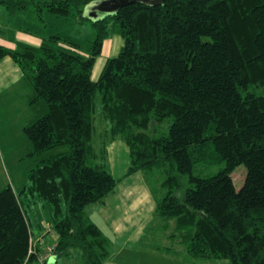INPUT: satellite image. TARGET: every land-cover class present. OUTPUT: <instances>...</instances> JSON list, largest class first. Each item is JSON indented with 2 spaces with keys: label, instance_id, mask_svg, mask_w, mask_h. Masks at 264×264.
<instances>
[{
  "label": "trees",
  "instance_id": "1",
  "mask_svg": "<svg viewBox=\"0 0 264 264\" xmlns=\"http://www.w3.org/2000/svg\"><path fill=\"white\" fill-rule=\"evenodd\" d=\"M94 1L0 0L9 18L31 13L18 31L41 40L0 45V61L32 89L36 116L23 135L37 159L18 192L0 190V264H38L25 205L40 200L55 264L107 261L112 244L86 208L117 185L106 159L117 139L129 150L125 176L140 173L155 202L151 241L140 245L181 264H264V0L131 4L95 22L83 17ZM57 20L89 22L92 39L76 41ZM114 36L123 46L92 80Z\"/></svg>",
  "mask_w": 264,
  "mask_h": 264
},
{
  "label": "crops",
  "instance_id": "2",
  "mask_svg": "<svg viewBox=\"0 0 264 264\" xmlns=\"http://www.w3.org/2000/svg\"><path fill=\"white\" fill-rule=\"evenodd\" d=\"M10 19L6 14H2L1 25L5 26ZM113 38L115 42L110 40L104 42L101 55L104 56L106 53L107 56H110L111 48L120 45L121 42L116 37ZM116 41H119V44ZM40 43L41 40L38 37L21 31L0 39V45L9 49H13L17 44L38 47ZM95 73L94 80L98 78L99 70ZM14 96L16 121H19V118L28 113L30 86L23 82L22 72L17 65L9 57H6L0 61V105H4L2 104L4 98L13 101ZM18 101L21 104L20 111L18 110ZM32 118H35L34 114ZM26 125L28 124L23 122V125L20 126L21 135H23V128ZM106 159L111 175L117 180V185L113 193L107 196L102 203L86 208L87 215L110 240L111 244H120L117 248L112 247V253L104 264H137L123 258L152 260L150 257H157L159 253L142 248V245L137 246V244L139 245L145 239L147 229L153 220L155 202L140 173L125 176L130 160L128 147L123 141L117 139L107 145ZM45 208L48 210L47 207H43L44 211ZM34 229H36L35 232H31V245L34 252L41 253L50 243L54 245L57 242L54 234H43L45 228L40 223ZM168 257L180 264L182 262L179 258ZM145 264H149V262H145Z\"/></svg>",
  "mask_w": 264,
  "mask_h": 264
},
{
  "label": "rangeland",
  "instance_id": "3",
  "mask_svg": "<svg viewBox=\"0 0 264 264\" xmlns=\"http://www.w3.org/2000/svg\"><path fill=\"white\" fill-rule=\"evenodd\" d=\"M45 1V0H39ZM1 7V6H0ZM5 15V12L2 8H0V39L1 37H7L9 35H14L15 32H18L20 26H27L32 27V20H34L33 16L30 14H26L25 18L20 16L19 18H11L9 21L6 22L5 26H2L1 15ZM57 25L62 29V32H65L67 35L71 36L73 39L79 42H87L92 39L93 33L91 31L90 23H78L70 20L69 22L65 23L64 21H56ZM2 32V33H1ZM116 37L121 43L120 45L115 48L112 47L110 50V56H107L106 53L100 55L95 62L94 71H92L91 78L94 80L95 72L99 74L106 62L107 59L115 57L121 47L123 46V41L119 36ZM116 39V40H117ZM112 42H115L114 38L109 39ZM118 41V42H119ZM117 42V41H116ZM117 42V44H119ZM31 95L32 89L30 87ZM11 94V92H9ZM15 94V93H14ZM96 106L98 108L100 104L99 96L96 97L95 100ZM2 104L0 105V190L5 188L7 185H10L15 191H19L26 183H27V174L30 169L34 168L37 163V159L34 157L29 156V144L27 139L24 135L20 134V126L23 125V122L29 124L34 118L31 117L36 116V112L29 107L28 105V113L27 115L19 118V121H16L17 114L15 112V96L14 100L11 101L9 98H4L2 100ZM18 110H21L20 101H18ZM95 123L98 130H101L106 124H104L97 113L95 116ZM104 124V125H103ZM24 136V137H23ZM28 145V146H27ZM223 165H218L211 167L204 176L207 175H214L218 171L222 169ZM246 170L243 166L238 167L232 174V177L235 182V186L239 189L245 179ZM27 203V202H26ZM94 205V204H93ZM92 206V205H91ZM43 207H46L45 203L40 200L34 204L28 206L25 205V209L27 211V216L30 222L31 232H35L37 228V224L40 223L45 228V223L49 220V213L48 210H43ZM151 232H146L145 239H143V245H147L151 241ZM141 241V242H142ZM140 242V244H141ZM137 246H141V245ZM119 243H112L113 248L119 247ZM53 246L52 243L46 246L45 250L48 247ZM145 249H150L148 246H141ZM156 254V253H154ZM157 255V254H156ZM152 260H144V259H136L133 258H123L128 262H135L137 264H145V262H149V264H180L176 260L169 259L168 255L158 254L157 257H150ZM172 260V261H171ZM218 262H212V264H217ZM226 261H223L218 264H226ZM60 264V262H59Z\"/></svg>",
  "mask_w": 264,
  "mask_h": 264
},
{
  "label": "water",
  "instance_id": "4",
  "mask_svg": "<svg viewBox=\"0 0 264 264\" xmlns=\"http://www.w3.org/2000/svg\"><path fill=\"white\" fill-rule=\"evenodd\" d=\"M162 0H98L89 3L83 9V17L90 21H98L105 16L116 14L120 9L131 4L155 6ZM56 259L51 258L47 264H55Z\"/></svg>",
  "mask_w": 264,
  "mask_h": 264
},
{
  "label": "built area",
  "instance_id": "5",
  "mask_svg": "<svg viewBox=\"0 0 264 264\" xmlns=\"http://www.w3.org/2000/svg\"><path fill=\"white\" fill-rule=\"evenodd\" d=\"M50 228L49 226L46 224L45 225V229H44V232L43 234L46 235V234H50ZM55 246H51V247H48L46 250H44L43 253L39 254L38 255V264H47L48 260L51 259V258H55ZM34 253V250L32 248V245H31V240H30V247H29V252H28V255L30 254H33Z\"/></svg>",
  "mask_w": 264,
  "mask_h": 264
}]
</instances>
